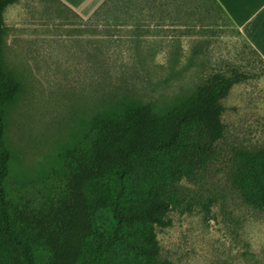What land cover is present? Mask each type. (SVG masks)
Wrapping results in <instances>:
<instances>
[{
  "label": "rangeland",
  "instance_id": "obj_1",
  "mask_svg": "<svg viewBox=\"0 0 264 264\" xmlns=\"http://www.w3.org/2000/svg\"><path fill=\"white\" fill-rule=\"evenodd\" d=\"M141 9L140 49L151 60L145 69L123 37ZM4 24L8 61L24 88L19 101L7 106L8 96L0 92L1 143L8 151L1 183L14 235H42L51 228L58 203L69 209L66 223H90L88 248L99 228L111 230L109 215L99 211H91L89 221L81 213L75 216L79 179L69 177L80 164L77 152L97 135L90 119L100 108L93 99L102 92L99 74L122 76L127 96L157 100L166 121H174L177 94L194 92L202 73L235 67L251 76L220 100L222 137L203 146L178 145L151 169L133 172L137 190L128 192L127 210L139 204L137 196L163 199L170 209L162 216L171 225L148 226L157 245L135 234L141 223L131 225L132 247L121 264H264V207L256 204L250 185L251 162L264 149V59L215 0H137L108 24H86L55 0H19L6 8ZM195 40L202 41L196 63L188 59ZM179 161L180 173L173 174ZM145 249L157 255L150 259ZM45 258L38 260L42 264Z\"/></svg>",
  "mask_w": 264,
  "mask_h": 264
},
{
  "label": "trees",
  "instance_id": "obj_2",
  "mask_svg": "<svg viewBox=\"0 0 264 264\" xmlns=\"http://www.w3.org/2000/svg\"><path fill=\"white\" fill-rule=\"evenodd\" d=\"M18 1L0 0V92L8 96L6 106L17 103L24 91L22 76L10 67L8 61V29L4 24L6 8ZM55 1L82 21L59 0ZM44 2L48 3V0ZM128 3L129 0H123L97 24L119 20ZM160 9L163 11L164 7ZM128 23L125 21L120 25ZM128 25L131 28L124 31V41L132 44L129 48L133 49L131 55L136 58L137 63L143 69L148 68L151 60L143 57L140 49L144 26L139 21ZM239 33L241 34L240 31ZM195 42L188 59L196 63L202 53L198 43L202 41ZM250 47L261 57L251 45ZM101 61L105 62L104 59ZM108 75V72L98 75L102 92H96L93 97L100 105L90 119V123L98 127L97 135L92 143L79 149L77 156L80 164L76 171L69 173V177L79 179L78 192L81 198L77 200L75 216H80L81 213L89 221L91 211H99L101 215H109L111 230L107 232L103 227L97 231L94 229L96 241L93 247L88 248L86 241L89 233H92L90 223L87 226H79L77 220L66 223L69 209L58 203L53 211L51 228H47L39 236L41 232H34L33 235L39 240L35 236L22 239L14 235L9 222V202L5 199L1 183V178L6 173L4 161L8 151L1 143L5 122L0 114V232L5 237L0 236V264H41L38 259L43 256L46 258L42 264H121L123 254L132 247V243L128 241L134 238L131 237L132 234L128 236L132 233L129 227L138 223L142 224V228L135 231V234L150 244L157 245L156 236L148 226L171 225V221H165L162 216L169 211L170 203L163 199L144 200L137 196L139 204L134 210L128 211V192L135 194L137 190L133 172L151 169L157 159L178 145L196 143L203 146V143H213L221 138L223 130L220 100L234 84L248 80L251 76L235 67L227 73L217 72L211 76L202 73L194 92L176 95V110H179V114L174 121H166L157 100L127 96L126 89L122 87V76L115 78V75ZM148 83L150 80L145 85ZM113 115L115 119L108 123V117ZM180 161L176 165L170 164L173 165V174L180 173L179 167L183 164ZM250 178L251 188L257 197L256 204L264 207V149L259 150L251 162ZM95 182H100V185L94 187ZM144 253L151 256L150 259L157 255L152 249H145Z\"/></svg>",
  "mask_w": 264,
  "mask_h": 264
},
{
  "label": "crops",
  "instance_id": "obj_3",
  "mask_svg": "<svg viewBox=\"0 0 264 264\" xmlns=\"http://www.w3.org/2000/svg\"><path fill=\"white\" fill-rule=\"evenodd\" d=\"M86 24H93L109 14L123 0H59ZM137 0H129L133 7ZM244 38L264 59V0H216ZM126 8V9H127ZM125 9V10H126ZM139 21L142 26L143 9ZM165 10V8H164ZM134 22V23H135Z\"/></svg>",
  "mask_w": 264,
  "mask_h": 264
}]
</instances>
